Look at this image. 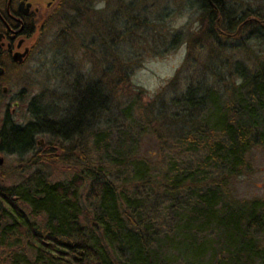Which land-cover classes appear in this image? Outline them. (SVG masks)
Listing matches in <instances>:
<instances>
[{"label": "trees", "instance_id": "trees-1", "mask_svg": "<svg viewBox=\"0 0 264 264\" xmlns=\"http://www.w3.org/2000/svg\"><path fill=\"white\" fill-rule=\"evenodd\" d=\"M191 1L215 48L248 26L262 54L231 66L234 86L224 90L209 80L229 66L206 57L200 77L187 79L165 107L156 97L139 108L138 89L117 96L129 75L115 67L107 83L74 81L62 118L35 108L27 124H6L2 152L30 155L28 176L0 186V251L8 263L264 264V200H239L230 189L250 166L248 153L264 146V12ZM84 2L75 0L67 14L84 19ZM147 133L158 144L146 157L138 143ZM42 135L50 136L46 150L37 147ZM50 163L67 164L70 176L51 181L41 169Z\"/></svg>", "mask_w": 264, "mask_h": 264}, {"label": "rangeland", "instance_id": "rangeland-1", "mask_svg": "<svg viewBox=\"0 0 264 264\" xmlns=\"http://www.w3.org/2000/svg\"><path fill=\"white\" fill-rule=\"evenodd\" d=\"M83 1L89 5L87 12H82L84 19L81 16L75 19V16L67 14V9L75 4V0H58L57 3L65 4L57 13L53 14L59 4L45 12L47 23L41 34H38L40 31L36 34L35 52L14 82L15 89L26 90L22 105L29 107V112L21 110L16 116L22 125L31 120L30 110L35 108L49 118H62L72 102L73 84L77 79L81 84L99 79L107 83L110 76H115L117 68L125 69L129 83L122 82L117 86V96H129L132 89H138L142 91L137 100L139 108L148 102L154 104L152 101L156 97L165 107L170 105V97L173 98L185 87L187 79L200 77L197 71L202 69L200 65L205 64L206 57L214 62L219 58L220 67L229 66L230 69L219 71L220 77L209 80L211 84H221L218 89L224 90L225 86H234L236 77L229 71L231 66L237 62L248 66L256 55L262 54V45L248 26L219 38L215 48L213 41L203 36L200 14L191 0ZM228 2L237 14L264 12V0ZM158 15L162 16L160 20ZM64 18H68L70 25H64ZM95 25L96 31L93 28ZM183 65L179 79L173 81ZM110 69L113 71L108 75ZM102 72L107 75L104 77ZM49 140L48 135L37 137V147L46 150ZM86 142L89 149L90 141ZM156 142L152 133L143 134L139 138V154L147 157L155 153ZM1 156L4 163L0 168V186L11 187L28 176L30 169L25 164L29 154L17 156L3 153ZM247 159L250 166L230 181V189L239 200H264V146L253 148ZM45 166L41 169L51 181H62L70 176L67 164L50 163ZM0 264H10L1 251Z\"/></svg>", "mask_w": 264, "mask_h": 264}, {"label": "flooded vegetation", "instance_id": "flooded-vegetation-1", "mask_svg": "<svg viewBox=\"0 0 264 264\" xmlns=\"http://www.w3.org/2000/svg\"><path fill=\"white\" fill-rule=\"evenodd\" d=\"M57 1L0 0V145L5 125H22L16 116L29 112L22 105L26 90L14 88L15 78L35 52L36 34L47 23L45 12L61 6Z\"/></svg>", "mask_w": 264, "mask_h": 264}, {"label": "water", "instance_id": "water-1", "mask_svg": "<svg viewBox=\"0 0 264 264\" xmlns=\"http://www.w3.org/2000/svg\"><path fill=\"white\" fill-rule=\"evenodd\" d=\"M3 163H4V158H3V156L0 155V168L3 165Z\"/></svg>", "mask_w": 264, "mask_h": 264}]
</instances>
